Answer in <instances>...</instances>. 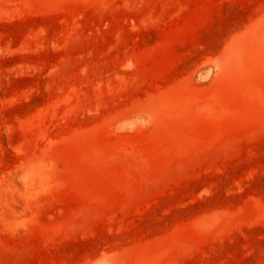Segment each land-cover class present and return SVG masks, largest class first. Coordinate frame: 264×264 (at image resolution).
Returning a JSON list of instances; mask_svg holds the SVG:
<instances>
[{
    "label": "rangeland",
    "instance_id": "1",
    "mask_svg": "<svg viewBox=\"0 0 264 264\" xmlns=\"http://www.w3.org/2000/svg\"><path fill=\"white\" fill-rule=\"evenodd\" d=\"M0 264H264V0H0Z\"/></svg>",
    "mask_w": 264,
    "mask_h": 264
}]
</instances>
